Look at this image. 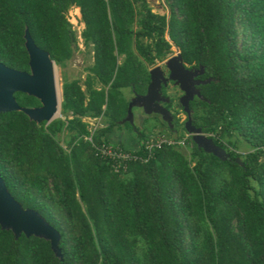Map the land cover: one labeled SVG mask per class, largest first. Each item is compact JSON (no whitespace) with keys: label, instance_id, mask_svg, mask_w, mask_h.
Masks as SVG:
<instances>
[{"label":"trees","instance_id":"16d2710c","mask_svg":"<svg viewBox=\"0 0 264 264\" xmlns=\"http://www.w3.org/2000/svg\"><path fill=\"white\" fill-rule=\"evenodd\" d=\"M165 2L169 15L148 0H0L6 65L30 70L26 30L56 63L69 60L77 41L67 17L73 6L95 55L86 90L78 80L63 86L62 112L71 118L48 124L23 111L0 113V173L9 191L61 233L58 254L50 240L16 237L0 224V264H264V0ZM166 33L187 64L203 65L213 78L200 86L205 99L191 102L193 118L230 157L190 138V153L164 145L149 162L114 173L85 139L82 117L105 116L96 140L109 141L127 112L122 88L145 91L144 60L170 52ZM15 96L21 106L41 105L27 93ZM227 138L250 151L230 150Z\"/></svg>","mask_w":264,"mask_h":264},{"label":"water","instance_id":"95a60500","mask_svg":"<svg viewBox=\"0 0 264 264\" xmlns=\"http://www.w3.org/2000/svg\"><path fill=\"white\" fill-rule=\"evenodd\" d=\"M26 48L30 57V70L12 68L0 61V113L10 111H23L31 120L48 124L56 117L62 115V103L59 98V90L56 77V61L50 53L39 47L29 30H26ZM162 65H157L149 70L150 82L147 92L137 93L128 104V115L121 123L134 124V108L141 109L144 114H158L163 120L172 124V112L161 101L164 99L162 88L169 81H174L182 94L180 104L190 115V103L196 96H201L199 84H207L212 81L209 77L205 80L197 79L203 73L204 67L199 69L189 68L185 62L181 50L170 57ZM168 74V76L166 75ZM23 92L37 97L41 105L35 107L21 106L15 93ZM59 113L58 115H56ZM186 130L192 134V139L198 146L208 153L226 160L230 157L227 149L219 146L213 138L205 134L203 128L196 127L192 123L191 116L186 122ZM240 161V159H237ZM0 224L2 228L12 230L16 237L21 234L35 235L51 241L52 248L61 254L59 242L61 233L53 227L45 217L32 208H25L9 191L4 178L0 173Z\"/></svg>","mask_w":264,"mask_h":264},{"label":"rangeland","instance_id":"374dc122","mask_svg":"<svg viewBox=\"0 0 264 264\" xmlns=\"http://www.w3.org/2000/svg\"><path fill=\"white\" fill-rule=\"evenodd\" d=\"M149 1V5L152 7L153 11L155 13L158 14H167L169 15V8L168 5L166 4L165 0H148ZM67 17L69 19V21L72 23L73 27L76 30V34H77V41L75 44V50L74 53L72 55V57L62 63H56V77H57V84H58V90H59V98L61 103H63V86L65 84V82H71L73 80H78L80 82V84L82 85L83 89L86 90V85H85V81L88 78V76H92V66L94 64V44L91 41H83V37H81L82 31L85 28L84 26V21L81 19V11L77 8V7H72L68 13H67ZM135 28H137V24H135ZM243 34V32L241 33ZM166 38L172 43L171 45V49L170 52L161 58H155V60L153 62L148 61V60H143L145 61V65L146 67L150 70L151 68L157 66V65H164L165 62L173 55L177 54L178 51L180 50V48L178 46H176L173 41L170 39L168 33H166ZM242 38V35H241ZM147 43H152L151 39H146ZM125 55H120L119 56V62H123ZM95 82V87L100 88L102 86L101 83L94 81ZM169 93L171 95H173L174 99L176 101H178V97H180V95L182 94V92L180 91V89L178 87H170L169 88ZM123 95L126 97V100H130V98L133 96V93L131 91L130 88H125L123 91ZM62 106V105H61ZM62 108V107H61ZM142 114L141 110L136 109V121L140 123V125L142 126V123L144 121L145 126L147 129H152V126H156L158 120H155L154 116L152 115V118H144V117H140V115ZM72 113L69 112L68 114H63L61 116L56 117L55 119L58 118H63V119H67V118H71ZM182 119L184 118V115L181 116ZM54 119V120H55ZM123 120V119H122ZM122 120L120 119L118 121L119 126L118 127H122V128H126L129 127V124H124L121 123ZM107 123V122H106ZM121 124V125H120ZM141 126H139V128H142ZM220 131V130H219ZM216 132V133H219ZM146 132H148L146 130ZM154 133H157L156 130L154 131ZM207 135L211 134V135H215V132H205ZM150 135H156V134H150ZM60 141L62 143L63 146H67V141L69 139V133L68 131H64L63 133H61L60 135ZM181 137H187V135L183 132ZM179 137V138H181ZM236 135L230 137V140L232 142H235L236 140ZM109 141L117 144V142L113 139ZM225 143L228 145V148L230 150H236L240 153H247L249 152V147L246 145V143L243 140H240L238 142V147H235L234 143H229V139H224ZM119 144V143H118ZM191 146L192 143L191 141H188L187 146H185V151L187 153H190L191 151Z\"/></svg>","mask_w":264,"mask_h":264},{"label":"built area","instance_id":"2783aa9c","mask_svg":"<svg viewBox=\"0 0 264 264\" xmlns=\"http://www.w3.org/2000/svg\"><path fill=\"white\" fill-rule=\"evenodd\" d=\"M83 120L87 123L89 134L85 136L96 153L102 160L110 164L114 173L124 174L129 170L130 164L134 161H142L144 163L149 162L154 156V152L158 148H162L164 145L170 146H187L188 137L175 138L167 135H148L141 144L139 150L125 149L119 144H114L105 140L103 137L100 141L96 140L98 131L104 126L101 116L83 117ZM143 149L145 153L142 155L139 151Z\"/></svg>","mask_w":264,"mask_h":264},{"label":"flooded vegetation","instance_id":"af4514ba","mask_svg":"<svg viewBox=\"0 0 264 264\" xmlns=\"http://www.w3.org/2000/svg\"><path fill=\"white\" fill-rule=\"evenodd\" d=\"M74 30H75V28H74ZM75 31H76V30H75ZM83 41H85V38H83ZM93 44H94V43H93ZM173 56H174V55H173ZM171 57H172V56H171ZM94 61H95V55H94ZM184 62H185V60H184ZM185 64H186L189 68H194V69H199L200 66H203V65L200 64V65L197 66V67H193L192 65H189V64H187L186 62H185ZM94 65H95V62H94V64H93V66H94ZM93 66H92V68H93ZM162 66H163L164 68H166V67H165V64L162 65ZM203 67H204V66H203ZM91 71H92V69H91ZM205 72H206V70H205V67H204V71H203V73H200V75L197 76V79L205 80V79L209 78V77H205V76H204V75H205ZM92 73H93V72H92ZM166 75L168 76V74H166ZM211 78H212V77H211ZM212 80H213V78H212ZM149 82H150V81H149ZM149 82H148V84H147V86H146L145 91H143V92H137V91H135V89L132 88L133 96H134L135 94H137V93H141V94L146 93V92H147L148 85H149ZM209 83H210V82H209ZM203 84H204V83H203ZM203 84L201 83V84L198 85L199 89H200V86L203 85ZM173 85H174V81H169L166 85L163 86L162 91H163L164 99L161 101V103H162L165 107H167V108L172 112V117H173V119H172V124H170V123H168L167 121L163 120L162 117H161L160 115H158V114H152V115L154 116L155 120H158L156 126H152V127L156 130V132H160V133H162V134H166L167 136L175 137V138H179V137H181V136H182V133L184 132L187 136H189V137H188V141H191L190 138H192V134H190V133L186 130V122L188 121L189 117L191 116L193 125H195L196 127H200V126H198V125L195 123V121H194V118H193L194 110L191 108V103H190V115H189V113H187V112L185 111L184 106H182V104H180V101H179L180 97H178V101H176V100L174 99L173 95H171V94L169 93L168 90H169L170 87H174ZM200 91H201V89H200ZM133 96H132V97H133ZM132 97H131V98H132ZM131 98H130V99H131ZM196 98L205 99L204 96L202 95V93H201V96H196V97L194 98V100H196ZM194 100H193V101H194ZM191 102H192V101H191ZM128 104H129V100H128ZM136 109H138V108H134V113H135V122H134V124H131V123H129V122H125L124 124H129L130 126H129V127L126 126V128H132L134 131L139 132V133L141 134L142 132H144V130H145V128H146V127L144 128V126H145L146 123H144V121H143L142 126H141L140 123L136 121V116H137V115H136ZM139 110H141V109H139ZM127 112H128V107H127ZM127 112H126L125 116H124L122 119H125V118L127 117V115H128ZM141 112H142V114L140 115V117H144V118H152V117H151L152 115H146V114L143 113L142 110H141ZM182 115H184V118H183V119H182V117H181ZM122 119H121V120H122ZM139 126H141L142 128H139ZM201 128H202V127H201ZM203 131H204V129H203ZM145 132H146V131H145ZM204 133H205V132H204ZM205 134H206V133H205ZM192 140H193V139H192Z\"/></svg>","mask_w":264,"mask_h":264},{"label":"crops","instance_id":"0c3cea01","mask_svg":"<svg viewBox=\"0 0 264 264\" xmlns=\"http://www.w3.org/2000/svg\"><path fill=\"white\" fill-rule=\"evenodd\" d=\"M73 7H77L81 11V8L79 6H73ZM81 19H82V14H81ZM84 26L86 27L85 23H84ZM81 37L84 38L83 31H82ZM125 88H130L131 91H132V88L131 87H123L122 88V91ZM86 116H89V115H85L83 117H86ZM83 117H82V120H83ZM91 117H97V116H91ZM101 118H102V123L104 125L103 127L107 126V123H106L107 119H106V117L105 116H101ZM146 130L148 132H145ZM154 131H155V129L153 127H152V129L145 128L144 132H142V133H145V135H146L145 137H147L150 134H155ZM156 134L166 135V134H162L160 132H157ZM107 136H108V138H110V140L111 139L115 140L117 142V144L119 143V145H121V146H123V147H125L126 149H129V150H139L140 147H141V144H142V138H141L142 134H140L139 132L134 131L132 128H125V127L122 128V127H118L117 126L115 129H113L111 132H109L107 134Z\"/></svg>","mask_w":264,"mask_h":264},{"label":"bare ground","instance_id":"6f19581e","mask_svg":"<svg viewBox=\"0 0 264 264\" xmlns=\"http://www.w3.org/2000/svg\"><path fill=\"white\" fill-rule=\"evenodd\" d=\"M59 113H57L56 115H58Z\"/></svg>","mask_w":264,"mask_h":264}]
</instances>
